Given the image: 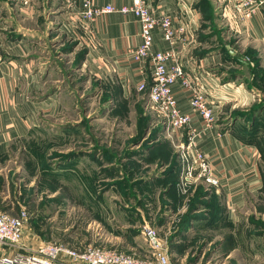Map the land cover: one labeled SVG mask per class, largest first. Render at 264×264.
Masks as SVG:
<instances>
[{
	"label": "rangeland",
	"instance_id": "obj_1",
	"mask_svg": "<svg viewBox=\"0 0 264 264\" xmlns=\"http://www.w3.org/2000/svg\"><path fill=\"white\" fill-rule=\"evenodd\" d=\"M221 26L218 32L230 35ZM51 33L34 42L42 88L29 100L34 106L55 100L56 111H36L29 138L0 155V211L26 212L23 242L81 247L109 236L96 242L150 260L143 229L164 224L167 182L180 176L187 132L177 133L145 90L127 93L117 79L98 77L87 61L84 31L77 28L72 37ZM218 38L224 42L222 34ZM258 63L250 67L256 85L245 87L249 99L226 93L215 116L223 128L239 123L241 139L255 145L264 167V67ZM226 66L217 73L236 85L246 82L247 68ZM236 70L245 76L237 77ZM126 223L137 226L125 230Z\"/></svg>",
	"mask_w": 264,
	"mask_h": 264
},
{
	"label": "crops",
	"instance_id": "obj_2",
	"mask_svg": "<svg viewBox=\"0 0 264 264\" xmlns=\"http://www.w3.org/2000/svg\"><path fill=\"white\" fill-rule=\"evenodd\" d=\"M131 1L93 0L92 5L119 7ZM149 3L157 13L172 15L176 26L188 25V30L174 44L155 30L154 51L173 48L190 73L205 74L214 87L224 91L222 96L235 93L249 99L245 87L256 85L250 67L254 61L259 62L258 67H264V6L246 18L237 10L234 0ZM223 24L230 35L218 32L217 27ZM77 28L86 33L87 61L98 77L117 79L127 93L144 82L148 93L152 81L149 62L135 61L129 55L141 43L140 23L134 14L113 12L89 23L65 0H0V155L8 152L16 141L29 138L36 127L37 112L56 111L54 99L41 100L36 106L29 100L33 92L42 88L32 54L34 42L43 33L58 31L72 37ZM220 33L224 42L218 38ZM231 36L235 39L231 40ZM225 65L247 68L246 82L236 85L233 79H224L217 70ZM238 72L232 73L245 76ZM261 82L264 85V77ZM174 88L180 106L188 111L186 94L179 84ZM226 102L224 98L216 111ZM192 127L196 142L210 158L221 182L212 187L197 184L186 197L179 194L180 176L174 174L171 182H167L166 219L159 228L153 227L158 232L165 228V234L159 235L167 242L173 264H264V167L259 162V150L241 139L237 121L227 128L215 121L207 128L196 120ZM136 226L126 223L125 230ZM96 241L108 242L110 237L93 239L92 244H99ZM25 243L30 247L40 244Z\"/></svg>",
	"mask_w": 264,
	"mask_h": 264
},
{
	"label": "built area",
	"instance_id": "obj_3",
	"mask_svg": "<svg viewBox=\"0 0 264 264\" xmlns=\"http://www.w3.org/2000/svg\"><path fill=\"white\" fill-rule=\"evenodd\" d=\"M69 6L91 23L103 14L120 12L134 14L140 23L141 43L129 51L135 61L149 62L152 81L148 88L150 102L169 125L177 131L187 133L188 141L180 151V180L177 190L188 197L197 184L207 187L218 186L220 177L211 165L210 158L195 140L192 123L200 120L203 126L210 127L216 121V108L223 103L224 91L214 87L202 72L190 73L179 52L169 50H153L154 31L159 30L164 40L174 44L188 30V25H175V18L161 11L157 13L150 6V0H132L130 4L115 6L107 4L94 7L93 0H65ZM82 1V3H81ZM238 11L246 18L264 6V0H234ZM179 84L186 94L189 110H183L176 96L174 86ZM147 84L141 82L139 90H145ZM28 215H14L0 211V264H173L167 248V242L156 228L149 224L144 226L143 235L152 252V259L140 260L128 253L108 248L102 244H88L82 247H71L61 243H45L30 247L23 238L25 236Z\"/></svg>",
	"mask_w": 264,
	"mask_h": 264
}]
</instances>
